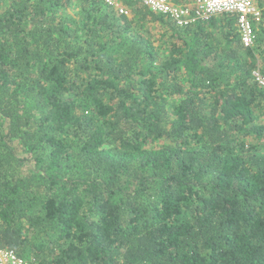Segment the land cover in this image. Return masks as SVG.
Instances as JSON below:
<instances>
[{"label": "trees", "instance_id": "16d2710c", "mask_svg": "<svg viewBox=\"0 0 264 264\" xmlns=\"http://www.w3.org/2000/svg\"><path fill=\"white\" fill-rule=\"evenodd\" d=\"M124 5L0 0V249L264 264V0L251 47L234 15Z\"/></svg>", "mask_w": 264, "mask_h": 264}, {"label": "built area", "instance_id": "2783aa9c", "mask_svg": "<svg viewBox=\"0 0 264 264\" xmlns=\"http://www.w3.org/2000/svg\"><path fill=\"white\" fill-rule=\"evenodd\" d=\"M125 0H102L120 15L128 16ZM150 12L167 17L178 27H187L198 21H208L215 15L228 14L236 17L241 43L251 47L255 41L254 23L260 20L257 0H194L189 4H174L170 0H137ZM258 85L264 88V77L253 74ZM0 264H24L14 252L0 249Z\"/></svg>", "mask_w": 264, "mask_h": 264}]
</instances>
